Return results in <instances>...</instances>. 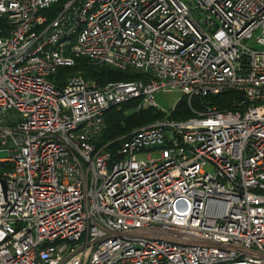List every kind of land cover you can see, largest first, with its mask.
Masks as SVG:
<instances>
[{
    "label": "built area",
    "instance_id": "built-area-1",
    "mask_svg": "<svg viewBox=\"0 0 264 264\" xmlns=\"http://www.w3.org/2000/svg\"><path fill=\"white\" fill-rule=\"evenodd\" d=\"M58 1L0 0V264H264V0H66L50 17ZM78 57L146 78L58 84ZM159 90L193 116L170 119ZM227 90L233 109L194 108ZM131 99L166 116L114 152L105 112Z\"/></svg>",
    "mask_w": 264,
    "mask_h": 264
},
{
    "label": "trees",
    "instance_id": "trees-1",
    "mask_svg": "<svg viewBox=\"0 0 264 264\" xmlns=\"http://www.w3.org/2000/svg\"><path fill=\"white\" fill-rule=\"evenodd\" d=\"M64 2H66V0H60L46 8L44 12L50 14V17H53L63 8ZM6 28V20L0 19V29L4 30ZM76 61L74 67H60L58 69V84H63L64 78L76 73H80L87 80L94 81L100 86L113 81H128L146 78L144 75L130 70H121L109 65L91 63L83 57H78ZM242 98V93L235 90H227L220 94L209 95L205 98L197 99L201 102L202 108L210 104L216 106L220 110H229L233 109L236 106V102L242 100ZM186 101L187 98L184 96L180 100L178 107L171 112L169 116L170 119L179 120L181 115H184L185 119L193 116L188 106H185L183 110L179 108L182 104L186 105ZM138 103H140V99H131L124 102L121 106H113L105 112L106 128L98 137L99 144L110 143L108 148L116 152L123 142V139H121L122 137L129 136L130 133L139 127L152 124L157 120L165 118L166 114L154 106H148L136 111L134 107H136ZM130 109H132V111Z\"/></svg>",
    "mask_w": 264,
    "mask_h": 264
},
{
    "label": "rangeland",
    "instance_id": "rangeland-1",
    "mask_svg": "<svg viewBox=\"0 0 264 264\" xmlns=\"http://www.w3.org/2000/svg\"><path fill=\"white\" fill-rule=\"evenodd\" d=\"M183 97L184 95L180 90H172V91L159 90L155 93V103L160 109L164 110L168 114H171V112L178 107V104ZM192 103H193L194 108H196V110L201 111L204 109L201 106V102L197 98H194ZM185 106L186 107L188 106V108L191 110L188 103H186V105L182 104L179 108L183 110ZM132 109L130 110L132 111ZM179 120H185L184 115H181ZM7 156H9L8 150L0 149V158H5ZM158 156L159 155L155 153L154 151L151 153L152 158H157ZM137 159L147 160L148 159L147 153H139L137 155Z\"/></svg>",
    "mask_w": 264,
    "mask_h": 264
}]
</instances>
